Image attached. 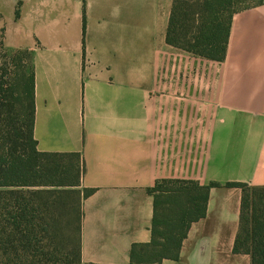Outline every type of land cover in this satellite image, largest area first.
Segmentation results:
<instances>
[{"label": "crops", "instance_id": "0c3cea01", "mask_svg": "<svg viewBox=\"0 0 264 264\" xmlns=\"http://www.w3.org/2000/svg\"><path fill=\"white\" fill-rule=\"evenodd\" d=\"M173 0H0L4 45L35 71L38 149L79 153L84 263L130 264L163 179L213 185L178 260L235 253L243 191L264 187V2L235 13L223 60L167 42ZM19 10V15H17Z\"/></svg>", "mask_w": 264, "mask_h": 264}, {"label": "trees", "instance_id": "16d2710c", "mask_svg": "<svg viewBox=\"0 0 264 264\" xmlns=\"http://www.w3.org/2000/svg\"><path fill=\"white\" fill-rule=\"evenodd\" d=\"M264 0H173L167 42L212 60H223L235 13ZM19 15V10H17ZM30 60L20 70L0 67V264H94L82 260L84 166L79 153L38 149L36 83ZM21 60V58H18ZM7 77V79H6ZM194 180L163 179L154 197L152 237L134 243L130 264L178 260L192 224L206 216L210 188ZM243 189L234 252L264 264V187Z\"/></svg>", "mask_w": 264, "mask_h": 264}, {"label": "rangeland", "instance_id": "374dc122", "mask_svg": "<svg viewBox=\"0 0 264 264\" xmlns=\"http://www.w3.org/2000/svg\"><path fill=\"white\" fill-rule=\"evenodd\" d=\"M16 52L11 53L10 51H8L4 45V28H3V22L0 18V67H5L7 68L8 71L14 72L17 70H20V68H16L15 65H13V57L16 55L15 61L16 63H19L20 66H27L30 63L29 58L27 57V55L25 53H19L16 54ZM18 58H21V60H19ZM7 79V77H6ZM243 191V189H242ZM228 264H232V263H228Z\"/></svg>", "mask_w": 264, "mask_h": 264}]
</instances>
